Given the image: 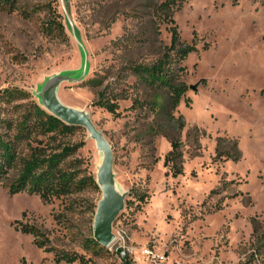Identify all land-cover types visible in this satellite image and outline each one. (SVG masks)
I'll list each match as a JSON object with an SVG mask.
<instances>
[{
    "label": "rangeland",
    "instance_id": "obj_1",
    "mask_svg": "<svg viewBox=\"0 0 264 264\" xmlns=\"http://www.w3.org/2000/svg\"><path fill=\"white\" fill-rule=\"evenodd\" d=\"M162 1L24 0L0 10V114L17 118L32 102L47 110L41 94L56 86L111 147L126 194L113 238L97 252L83 242L95 236L100 184L51 201L0 184V264H66L15 220L89 264H264V0H187L173 12L182 40L198 47L179 71L188 90L174 118L142 105L155 91L132 70L171 43ZM54 17L60 36L45 31ZM7 89L18 92L10 103L1 99ZM101 95L118 102V114L96 104ZM174 137L183 151L177 176L165 165ZM58 142L80 144L67 160L98 179L104 153L86 126Z\"/></svg>",
    "mask_w": 264,
    "mask_h": 264
},
{
    "label": "trees",
    "instance_id": "obj_2",
    "mask_svg": "<svg viewBox=\"0 0 264 264\" xmlns=\"http://www.w3.org/2000/svg\"><path fill=\"white\" fill-rule=\"evenodd\" d=\"M22 1L24 0H0V10H18V4ZM186 1L161 2L159 9L164 12L163 20L171 24V43L153 63L132 65L137 77L155 91L146 104L142 105L150 107L159 115L167 113L171 118L175 117L174 111L188 90L187 84L179 79V71L186 70L182 63L191 52L198 50L194 41L188 43L182 40L179 26L173 17V12ZM21 13L29 17L33 12L22 9ZM52 19L55 25L50 21L45 25V31L48 34L62 35L64 24L56 17ZM17 93V90L7 89L1 99L4 103H10ZM96 104L113 114L119 113L118 102L105 95H101ZM183 123L182 121L180 125L182 126ZM81 128L82 125L69 124L36 102H32L31 106L23 110L17 118H7L0 114V184L7 185L11 194L26 191L39 195L44 201L71 195L90 187L99 189L92 173H87L81 164L67 160L77 152L80 144H55L59 143L61 138L71 136ZM171 144L172 149L165 157V165H169L172 174L177 176L183 172L182 144L176 137L171 139ZM220 147L222 146L219 144V154L222 153ZM232 149L238 150L236 141ZM225 153L228 156L233 155L232 157L236 159L239 157L238 153L229 151ZM140 199L144 197L140 196ZM14 225L21 232L31 234L38 247L53 251L56 262L74 264L80 261L82 264H89V259L77 252L56 249L37 225L22 220H15ZM261 237L264 240V235ZM83 246L97 252L104 250V246L94 236L86 238Z\"/></svg>",
    "mask_w": 264,
    "mask_h": 264
},
{
    "label": "water",
    "instance_id": "obj_3",
    "mask_svg": "<svg viewBox=\"0 0 264 264\" xmlns=\"http://www.w3.org/2000/svg\"><path fill=\"white\" fill-rule=\"evenodd\" d=\"M195 88V85L191 86ZM41 101L47 110L69 124L86 126L92 136L96 138L98 147L104 156L98 170V184L103 188V199L95 216V238L102 244H107L112 238V223L124 207L126 194L117 189L112 169L111 147L101 133L95 128L87 113L65 106L57 94L56 86L51 89L44 88Z\"/></svg>",
    "mask_w": 264,
    "mask_h": 264
}]
</instances>
